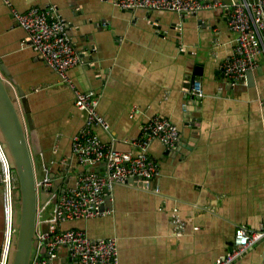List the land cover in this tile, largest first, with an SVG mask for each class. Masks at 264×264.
<instances>
[{"label": "crops", "instance_id": "crops-1", "mask_svg": "<svg viewBox=\"0 0 264 264\" xmlns=\"http://www.w3.org/2000/svg\"><path fill=\"white\" fill-rule=\"evenodd\" d=\"M200 1L222 8L183 16L123 10L113 0H11L22 13L54 7L66 21L81 56L69 73L79 89L98 97V113L109 126L94 128L102 142L134 153L133 142L152 117L177 127L175 149L158 140L150 144L158 175L148 186L118 184L103 205L107 215L60 226L92 239H113L118 264H212L230 251L237 227L264 226V54L256 68L228 84L220 64L235 34L227 30L226 8L244 0ZM26 37L0 0V75L14 96L28 100L29 134L37 142L34 156L43 179L50 186H73L93 167L72 154V138L84 118L73 92ZM194 80L200 96L192 92ZM53 205L42 223L53 218ZM176 218L184 222L180 232ZM4 228L0 187V248ZM54 264H71L66 247ZM233 264H264V240Z\"/></svg>", "mask_w": 264, "mask_h": 264}, {"label": "built area", "instance_id": "built-area-1", "mask_svg": "<svg viewBox=\"0 0 264 264\" xmlns=\"http://www.w3.org/2000/svg\"><path fill=\"white\" fill-rule=\"evenodd\" d=\"M2 2L10 8L18 24L26 31V43L34 46L61 83L74 94V104L82 113L84 124L72 138L73 156L83 165L104 166L79 174L73 186L63 187L47 232L38 236L37 248L45 247L44 256L36 255L31 264H54L61 247L67 248L71 264H118L117 245L113 239H92L83 230H64L60 226L66 221L107 215V210L103 209L106 198L116 185L128 183L130 178L148 186L158 175V166L148 155L150 144L158 140L166 147L175 149L178 143L177 127L166 118L152 117L142 125L138 138L133 142L134 153L114 150L110 144L102 142L94 133V128L102 127L108 131L109 126L98 113V97L93 91L79 89L69 73L80 63L81 56L68 35L66 21L55 14L54 7L41 9L33 6L22 13L13 7L11 0ZM113 4L123 10H171L183 15L218 6L222 8L217 2L204 3L200 0H113ZM226 11L227 30L235 34V38L232 51L221 62L220 70L225 81L234 85L257 67L259 58L264 54V0H244L229 6ZM191 89L199 96L202 94L200 82L196 80L192 82ZM0 184L5 214L0 264H7L16 232L13 212L17 184L1 142ZM44 185L46 188L51 187V180L47 178ZM173 224L178 232L184 228V222L178 218L174 219ZM260 240H264V226L256 231L237 227L230 251L212 264H233Z\"/></svg>", "mask_w": 264, "mask_h": 264}, {"label": "water", "instance_id": "water-1", "mask_svg": "<svg viewBox=\"0 0 264 264\" xmlns=\"http://www.w3.org/2000/svg\"><path fill=\"white\" fill-rule=\"evenodd\" d=\"M184 16V15H183ZM3 67L0 63V69ZM28 100L24 96H14L0 75V142L3 144L4 153L13 171L17 193L14 198L13 225L16 230L12 238L7 264H31L36 256L38 237L36 235V215L39 207L46 203L57 201L62 191V182L50 188L45 187L47 178L40 183L36 182L33 155L37 151V142L32 136L27 137V131H32V122L29 114ZM114 150L119 151L114 147ZM104 166H93L92 172ZM67 178V177H66ZM65 179V183L68 182ZM128 183L136 184L130 178ZM143 185L142 183H139ZM48 222L41 224V233L47 232ZM46 241V240H45ZM45 247L40 248V255L44 256Z\"/></svg>", "mask_w": 264, "mask_h": 264}, {"label": "rangeland", "instance_id": "rangeland-1", "mask_svg": "<svg viewBox=\"0 0 264 264\" xmlns=\"http://www.w3.org/2000/svg\"><path fill=\"white\" fill-rule=\"evenodd\" d=\"M27 137H29V132L27 131ZM33 155V161H34V168H35V175H36V182L40 183L43 179L42 174L39 171L38 165L36 164V158ZM49 207L53 208L54 205L53 203L48 204V205H44L42 207H39L38 205V211H37V215H36V235L37 237L41 235V224L44 220V218L47 216L48 212L51 210ZM45 216V217H44ZM46 220V218H45Z\"/></svg>", "mask_w": 264, "mask_h": 264}, {"label": "trees", "instance_id": "trees-1", "mask_svg": "<svg viewBox=\"0 0 264 264\" xmlns=\"http://www.w3.org/2000/svg\"><path fill=\"white\" fill-rule=\"evenodd\" d=\"M0 187L2 188L1 184H0ZM14 201H16V200L14 199Z\"/></svg>", "mask_w": 264, "mask_h": 264}]
</instances>
